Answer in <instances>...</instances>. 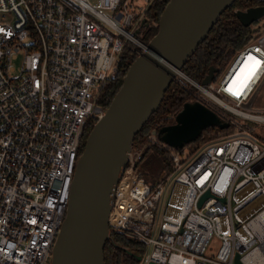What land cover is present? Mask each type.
I'll return each instance as SVG.
<instances>
[{
    "label": "built area",
    "instance_id": "2783aa9c",
    "mask_svg": "<svg viewBox=\"0 0 264 264\" xmlns=\"http://www.w3.org/2000/svg\"><path fill=\"white\" fill-rule=\"evenodd\" d=\"M158 1L0 0V264H52L86 129L105 115L99 101L124 55L149 51L143 38ZM249 54L264 62V32L220 80L204 86L182 69L175 81L222 110L236 133L175 151L154 130L128 154L108 225L111 237L146 249L141 264H264V139L247 124L264 128V106L244 108L264 87V63L239 98L228 90ZM158 141L184 187L175 214L168 175L150 185L141 174Z\"/></svg>",
    "mask_w": 264,
    "mask_h": 264
},
{
    "label": "water",
    "instance_id": "95a60500",
    "mask_svg": "<svg viewBox=\"0 0 264 264\" xmlns=\"http://www.w3.org/2000/svg\"><path fill=\"white\" fill-rule=\"evenodd\" d=\"M236 1L170 0L160 17L158 32L148 44L149 51L141 53L129 67L119 92L86 140L52 264H105V246L112 240L108 216L113 189L125 171L135 138L159 109L176 81L177 71L185 67ZM235 14L249 28L264 19V6L236 10ZM258 30L253 31L254 38L264 32ZM218 73L219 69L212 66L202 85H210ZM258 92L244 105L245 109L253 108ZM230 125L212 105L189 101L177 114L175 123L162 127L158 137L178 151L196 142L206 129L225 130Z\"/></svg>",
    "mask_w": 264,
    "mask_h": 264
},
{
    "label": "trees",
    "instance_id": "16d2710c",
    "mask_svg": "<svg viewBox=\"0 0 264 264\" xmlns=\"http://www.w3.org/2000/svg\"><path fill=\"white\" fill-rule=\"evenodd\" d=\"M169 2L170 0H160L154 5L150 12L154 21L159 22L160 17ZM261 4H264V0H237L220 17L218 23L210 32L207 40L199 46L195 54L189 59L183 68V72L193 80L202 83L212 66L217 67L219 72L225 68L235 54L251 41L253 36L251 27H244L238 20L235 11L258 7ZM158 29V26L154 31L148 29L143 41L149 44L150 40L157 34ZM139 55L140 54L138 53H126L124 55L121 62L120 75L113 81L109 82L103 90L99 101L102 106L105 108L110 106L122 86L123 79L126 76L129 67ZM194 100L192 94L174 82L166 92L159 109L152 115L140 133L136 136L134 146L146 142L152 131L157 130L159 132L162 127L174 124L175 118L182 110L183 105L186 102ZM221 118L224 122L228 121L223 116H221ZM96 123V121H91L86 129L81 152H83L86 140ZM233 131L234 127L232 124L225 130H221L217 127L208 128L202 133L196 142H193L186 147L191 151H195L201 146L217 140L219 136L233 134ZM151 151L163 158L165 170L169 172L172 164L169 151L157 144L148 150V154ZM115 244L120 245L124 249L127 248L131 251L138 252L141 255H144L146 252V249L141 244L131 241L123 235L113 233L112 240L108 241L105 246V264H124L122 260L123 249L117 248Z\"/></svg>",
    "mask_w": 264,
    "mask_h": 264
},
{
    "label": "rangeland",
    "instance_id": "374dc122",
    "mask_svg": "<svg viewBox=\"0 0 264 264\" xmlns=\"http://www.w3.org/2000/svg\"><path fill=\"white\" fill-rule=\"evenodd\" d=\"M92 2L94 4H96L98 2V0H92ZM255 29H259L258 31H264V19H262L260 22L254 24L251 27V31H252V35L254 36L255 34L253 33V31ZM235 56L231 59V61L226 65L225 68H223L215 77V79L218 81L222 78V76L226 73V71L228 70V68L230 67V65L232 64L233 60H234ZM21 61L22 58L14 63V66L16 69H19L21 66ZM16 76V75H14ZM179 83H181L180 80H178ZM213 107H215L213 104H211ZM254 106L257 108H261L264 106V87L260 92V95L257 96V99L255 100ZM216 109H218L217 107H215ZM219 111H222L220 109H218ZM253 112V111H250ZM264 114V111H262ZM224 114H226L228 117L230 116V113L227 111L223 112ZM257 113V112H254ZM261 113V112H260ZM249 124V126L251 127H255V132L256 135L260 138V139H264V128L260 125H255L254 123H247ZM234 127V125H233ZM153 132V131H152ZM151 132V134H152ZM236 133V128L234 127V131L233 134ZM150 134V135H151ZM149 135V137H150ZM224 136V135H223ZM148 137V139H149ZM222 137V136H221ZM220 138V136H219ZM157 145L160 146L159 141L156 143ZM202 147V146H201ZM141 169V174L143 176V178L146 180V182H148L150 185H155L162 177L168 175L165 177V185L167 187V196H166V201L170 202V210L169 213L170 214H175L176 211L178 210V207L180 205L181 199H182V193L184 191V187L182 186H178L174 183V179L176 177V172L171 164V168L170 171L167 172L165 170V164H164V160L161 156H159L158 154L154 153V152H150L149 154L147 153L146 159L144 160V162L141 164L140 166ZM129 240L134 241L132 239L129 238ZM135 242V241H134ZM220 246V241L217 238H214L211 243H210V247L209 250L207 252V256L209 258H213L215 257V255L218 252Z\"/></svg>",
    "mask_w": 264,
    "mask_h": 264
},
{
    "label": "snow or ice",
    "instance_id": "6c2138e0",
    "mask_svg": "<svg viewBox=\"0 0 264 264\" xmlns=\"http://www.w3.org/2000/svg\"><path fill=\"white\" fill-rule=\"evenodd\" d=\"M0 31H2V29H0ZM262 63L264 62H262L256 56L249 54L244 62L243 68L241 69L240 73L236 76L232 84L229 85L228 88L229 92H232L233 87L235 86L236 90L234 92V95H236L239 98L242 95L244 89L247 88V86L256 76L257 71Z\"/></svg>",
    "mask_w": 264,
    "mask_h": 264
},
{
    "label": "flooded vegetation",
    "instance_id": "af4514ba",
    "mask_svg": "<svg viewBox=\"0 0 264 264\" xmlns=\"http://www.w3.org/2000/svg\"><path fill=\"white\" fill-rule=\"evenodd\" d=\"M260 6H264V4H261ZM154 25L150 28L151 31H154L156 29V27L158 26L159 28V22L154 21ZM121 72V68L119 71V74L117 76L120 75ZM108 108H106L107 110ZM125 250H128V252H126ZM125 250L123 249V253H122V260L124 264H141V261L143 259V255H141L138 252H134L131 251L130 249L125 248ZM141 257V261L138 260V258Z\"/></svg>",
    "mask_w": 264,
    "mask_h": 264
},
{
    "label": "bare ground",
    "instance_id": "6f19581e",
    "mask_svg": "<svg viewBox=\"0 0 264 264\" xmlns=\"http://www.w3.org/2000/svg\"><path fill=\"white\" fill-rule=\"evenodd\" d=\"M241 71V70H240ZM240 73V72H239Z\"/></svg>",
    "mask_w": 264,
    "mask_h": 264
},
{
    "label": "crops",
    "instance_id": "0c3cea01",
    "mask_svg": "<svg viewBox=\"0 0 264 264\" xmlns=\"http://www.w3.org/2000/svg\"><path fill=\"white\" fill-rule=\"evenodd\" d=\"M263 89V88H262Z\"/></svg>",
    "mask_w": 264,
    "mask_h": 264
}]
</instances>
